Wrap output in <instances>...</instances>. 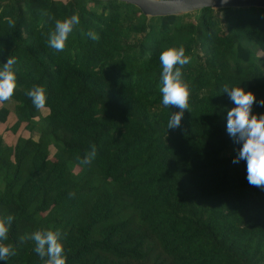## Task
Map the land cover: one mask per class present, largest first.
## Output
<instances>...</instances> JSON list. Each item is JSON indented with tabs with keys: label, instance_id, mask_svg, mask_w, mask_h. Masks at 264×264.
I'll list each match as a JSON object with an SVG mask.
<instances>
[{
	"label": "trees",
	"instance_id": "16d2710c",
	"mask_svg": "<svg viewBox=\"0 0 264 264\" xmlns=\"http://www.w3.org/2000/svg\"><path fill=\"white\" fill-rule=\"evenodd\" d=\"M73 14L80 23L56 51L55 21ZM180 46L189 108L168 129L179 109L162 103L159 57ZM9 56L17 86L0 122L12 111L8 128L28 133L0 134V217H14L2 242L15 250L0 264H44L20 238L48 229L66 264H264V189L232 162L242 145L227 133L235 105L223 93L251 91L252 113L264 114L263 7L145 15L123 0H0V67ZM34 86L42 109L26 95Z\"/></svg>",
	"mask_w": 264,
	"mask_h": 264
},
{
	"label": "clouds",
	"instance_id": "9594fccd",
	"mask_svg": "<svg viewBox=\"0 0 264 264\" xmlns=\"http://www.w3.org/2000/svg\"><path fill=\"white\" fill-rule=\"evenodd\" d=\"M227 3V0H222ZM9 27H15V20L6 17ZM80 23L78 14H73L64 20L55 21V30L50 33L48 44L56 51H63L65 42L73 27ZM91 39H98L94 32L87 34ZM162 65L161 87L162 103L164 106H175L179 109L173 112L168 121V129L178 128L184 111L189 108L190 85L182 77L181 68L190 62V58L185 55V48L180 46L169 47L160 54ZM16 64L15 57L9 56L6 63L0 67V103L8 101L17 86V76L14 71ZM223 93H227L231 102L235 105L227 111V133L234 139V142L242 145L238 149V155L233 159V163L240 160L247 164V181L251 186L264 189V114L255 115L252 113L253 104L256 97L251 91H245L241 86L229 87L225 85ZM37 109H42L46 104V92L42 86H34L26 92ZM259 105L264 107V99ZM96 147L91 146V150L80 160L82 165L90 164L96 157ZM74 195V194H71ZM14 217L8 215L0 217V260H7L9 256L15 255L12 244L5 245L2 241L8 239V232ZM31 239L35 242V252L44 259V264H66L64 247L61 242V233L55 231L37 230L30 236L20 238V242ZM46 258V259H45Z\"/></svg>",
	"mask_w": 264,
	"mask_h": 264
},
{
	"label": "water",
	"instance_id": "95a60500",
	"mask_svg": "<svg viewBox=\"0 0 264 264\" xmlns=\"http://www.w3.org/2000/svg\"><path fill=\"white\" fill-rule=\"evenodd\" d=\"M138 7L145 15L180 14L201 8L203 6H261L264 0H123Z\"/></svg>",
	"mask_w": 264,
	"mask_h": 264
},
{
	"label": "rangeland",
	"instance_id": "374dc122",
	"mask_svg": "<svg viewBox=\"0 0 264 264\" xmlns=\"http://www.w3.org/2000/svg\"><path fill=\"white\" fill-rule=\"evenodd\" d=\"M203 54V52H201ZM10 106V105H9ZM11 107V106H10ZM45 109L42 110V112H44ZM14 121V114L13 112H9L7 114V118L5 121L0 122V134L2 136V138L4 139L5 142L10 143L13 141V139L15 138L16 135L18 134H27V130L21 126L17 127V129L12 132L8 127L10 126V124H12V122ZM53 148L50 147L49 151L52 155V151ZM50 155V157H51Z\"/></svg>",
	"mask_w": 264,
	"mask_h": 264
}]
</instances>
